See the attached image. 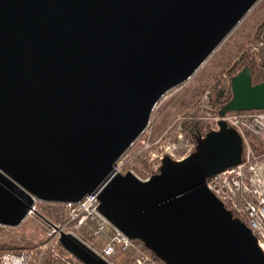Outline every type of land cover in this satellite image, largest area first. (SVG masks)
Masks as SVG:
<instances>
[{
    "label": "water",
    "instance_id": "1",
    "mask_svg": "<svg viewBox=\"0 0 264 264\" xmlns=\"http://www.w3.org/2000/svg\"><path fill=\"white\" fill-rule=\"evenodd\" d=\"M259 0H0V226L18 227L34 200L100 213L164 264H264L258 239L208 189L243 161L226 122L181 160L142 181L115 172L153 109L184 84ZM264 41V34H263ZM264 110L250 66L217 109ZM83 264H109L72 235Z\"/></svg>",
    "mask_w": 264,
    "mask_h": 264
},
{
    "label": "rangeland",
    "instance_id": "2",
    "mask_svg": "<svg viewBox=\"0 0 264 264\" xmlns=\"http://www.w3.org/2000/svg\"><path fill=\"white\" fill-rule=\"evenodd\" d=\"M264 0H259L233 31L211 54L205 64L184 84L170 90L153 110L150 124L119 162H123L121 174L133 172L142 180L159 173L162 159L169 155L181 160L192 154L197 147L184 129L185 122L197 119L206 129L217 126L218 102H225L231 92V78L241 71L240 63L245 53L255 62L254 84L264 82ZM234 71V72H233ZM216 81H221L217 93L213 92ZM252 142L256 156L264 155V142L253 135ZM257 144L262 145V150ZM260 148V149H259ZM61 207L39 203L38 212L30 215L18 227L0 226V246L13 245L25 249L38 247L46 239L47 221L60 222L63 218ZM24 249V250H25ZM6 252V251H3ZM1 253V252H0ZM123 264V262H119Z\"/></svg>",
    "mask_w": 264,
    "mask_h": 264
},
{
    "label": "built area",
    "instance_id": "3",
    "mask_svg": "<svg viewBox=\"0 0 264 264\" xmlns=\"http://www.w3.org/2000/svg\"><path fill=\"white\" fill-rule=\"evenodd\" d=\"M216 120L213 131H218L224 121L239 133L244 155L241 164L208 178L207 187L249 227L264 253V155L256 156L248 138L253 135L264 142V110L231 112L224 117L218 115ZM114 169L122 173L123 162L118 161ZM99 195L96 190L78 203H46L62 208L61 221H47L46 239L38 247L19 253L1 252L0 264H82L63 247L62 234L76 237L109 264H159L152 252L126 237L99 212ZM39 203L37 200L33 204L27 217L41 215Z\"/></svg>",
    "mask_w": 264,
    "mask_h": 264
},
{
    "label": "trees",
    "instance_id": "4",
    "mask_svg": "<svg viewBox=\"0 0 264 264\" xmlns=\"http://www.w3.org/2000/svg\"><path fill=\"white\" fill-rule=\"evenodd\" d=\"M262 31H263V27H262V29L260 30V33H259V37L261 38V33H262ZM246 63V65H248V66H250V68H251V71H252V75H253V77L255 76V67H256V65H255V62H254V60L253 59H251V56H250V54H249V52L248 53H245L244 55H243V59H242V61H241V63H240V66L239 67H235L234 68V71H235V69H238V68H240L243 64H245ZM233 71V72H234ZM220 84H221V81H216V83H215V85H214V87H213V92L214 93H217L218 95H219V92H218V89H219V86H220ZM231 99V92H229V94H228V96H227V99H226V101L223 103V102H218L219 100H220V95L218 96V98H217V100L218 101H216V106L217 105H223V104H225V103H227L229 100ZM184 129H185V131H186V133L188 134V135H190L192 138H194V137H197V136H206L209 132H211V130H208V129H206V126H205V124L202 122V121H200V120H197V119H193V120H188V121H186L185 122V126H184ZM256 145V144H255ZM256 146H258V147H260L261 148V150H262V145L260 144H257ZM259 148V149H260ZM135 243H137L138 245H140V246H142L144 249H146L145 247H144V245L140 242V241H138V240H136L135 241ZM25 248H21V247H18V246H13V245H1L0 246V252H3V251H8V252H15V253H19V252H21L22 250H24ZM148 250V249H147ZM155 256V255H154ZM155 258H156V256H155ZM156 260L158 261V263L159 264H164V263H162L159 259H157L156 258Z\"/></svg>",
    "mask_w": 264,
    "mask_h": 264
},
{
    "label": "bare ground",
    "instance_id": "5",
    "mask_svg": "<svg viewBox=\"0 0 264 264\" xmlns=\"http://www.w3.org/2000/svg\"><path fill=\"white\" fill-rule=\"evenodd\" d=\"M215 51H216V50H215ZM215 51H214V52H215ZM214 52H213V53H214ZM213 53H212V54H213ZM211 56H212V55H211ZM211 56H210V57H211ZM204 64H205V63H204ZM204 64H203V65H204ZM203 65H202V66H203ZM202 66H201V67H202ZM201 67H200V68H201ZM161 99H162V98H161ZM161 99H160V100H161ZM159 102H160V101H159ZM159 102H158V103H159ZM158 103L156 104L155 107H157ZM155 107H154V109H155ZM154 109H153V110H154ZM149 124H150V123H149ZM147 128H148V127H147ZM145 131H146V130H145ZM145 131H144L143 133H145ZM134 144H135V143H134ZM134 144H133V145H134ZM133 145H132V146H133ZM125 153H126V152H125ZM125 153H124V154H125ZM124 154H123V155H124ZM123 155L121 156V158L123 157ZM188 156H189V155H188ZM121 158H120V159H121ZM185 158H186V157H185ZM120 159H119V160H120ZM119 160H118V161H119ZM118 161H117V162H118ZM116 164H117V163H116ZM116 164H115V165H116ZM114 168H115V166H114ZM131 173H133V172H131ZM119 174H121V173H119ZM133 174H134V173H133ZM122 175H125V174H122ZM134 175H135V174H134ZM155 175H156V174H155ZM135 176H136V175H135ZM153 176H154V175H153ZM136 177H137V176H136ZM151 177H152V176H151ZM151 177H150V178H151ZM137 178H139V177H137ZM150 178H149L148 180H142V179H140V178H139V179L142 180V181H149ZM99 201H100V200H99ZM36 202H37V200L35 199V200H34V203H36ZM41 202H42V201H41ZM42 203H43V204H46V203H49V202H42ZM58 204H60V203H58ZM99 212H100V211H99ZM106 219H107V218H106ZM107 220H108V219H107ZM114 227H115V226H114ZM115 228H116V227H115ZM118 230H119V229H118ZM119 231H120V230H119ZM120 232H121V231H120ZM121 233H123V232H121ZM123 234H124V233H123ZM124 235H125V234H124ZM125 236H126V235H125ZM126 237H128V236H126ZM75 238H76V237H75ZM76 239H77V238H76ZM130 240H131V239H130ZM132 241H133V240H132ZM81 243H82V242H81ZM150 252H151V251H150ZM94 253H95V252H94ZM95 254H96V253H95ZM96 255H97V254H96ZM82 264H83V263H82Z\"/></svg>",
    "mask_w": 264,
    "mask_h": 264
},
{
    "label": "flooded vegetation",
    "instance_id": "6",
    "mask_svg": "<svg viewBox=\"0 0 264 264\" xmlns=\"http://www.w3.org/2000/svg\"><path fill=\"white\" fill-rule=\"evenodd\" d=\"M264 29V28H263Z\"/></svg>",
    "mask_w": 264,
    "mask_h": 264
}]
</instances>
